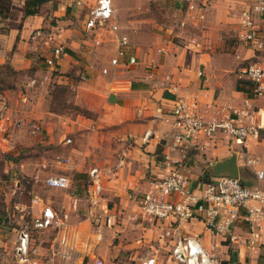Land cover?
I'll use <instances>...</instances> for the list:
<instances>
[{
  "label": "crops",
  "instance_id": "0c3cea01",
  "mask_svg": "<svg viewBox=\"0 0 264 264\" xmlns=\"http://www.w3.org/2000/svg\"><path fill=\"white\" fill-rule=\"evenodd\" d=\"M27 1L0 0V195L2 178L16 173L17 150L41 154L39 162L33 156L19 162L30 183L29 200L2 199L10 223H18L19 209L31 221L45 205L67 212L80 257L75 264H96L97 258L103 264H140L148 256L156 264H176L169 249L181 236L197 238L215 264H264V227L258 242L247 245V221L239 219L227 234L218 233L207 224L204 203L194 208L189 221H149L138 216L134 199L152 176L177 163L184 165L189 188L198 194L203 182L215 177L213 165L232 154L238 179L264 191V177L255 174L264 171V92L251 101L259 109L260 135L244 146L225 137L175 145L171 114L179 98L194 102L199 114L210 119L252 96L253 82L235 72L241 63L264 60V48L258 50L244 38L241 11L251 8L252 1L205 0L204 6V0H111V22L128 38L122 55L114 31L86 28L97 0H47L38 12L26 15ZM254 20L264 39L258 11ZM39 28L46 35L32 38ZM56 45H63L65 53L51 67L45 60ZM130 56L135 63L128 62ZM113 58L118 64L111 63ZM59 89L72 93L86 110L50 107L48 97ZM31 122L39 123L41 131L32 134ZM246 156L257 162L248 165ZM94 166L100 168L99 196L89 185ZM59 175L68 179L67 190L44 185L46 177ZM21 184L14 180L13 194L21 193ZM69 192L82 197L76 212L69 208ZM108 215H117L113 227L104 224ZM7 224L0 219V264L13 263L17 227L4 233Z\"/></svg>",
  "mask_w": 264,
  "mask_h": 264
},
{
  "label": "built area",
  "instance_id": "2783aa9c",
  "mask_svg": "<svg viewBox=\"0 0 264 264\" xmlns=\"http://www.w3.org/2000/svg\"><path fill=\"white\" fill-rule=\"evenodd\" d=\"M189 2L191 0H185ZM205 1V0H204ZM252 7L241 11L242 24L245 28L244 38L256 49L264 48V39L257 32L254 20V11H258L264 20V0H251ZM204 6L207 5L205 1ZM113 8L111 0H97V4L90 11L86 22V28L94 31L104 27L114 31L118 38L119 55L124 51L122 46L128 43L125 35L118 33V25L111 22ZM45 32L39 28L32 33V38L44 37ZM65 53L63 45H56L52 49L51 57L45 60L48 66L54 67L56 61ZM128 62H136L134 56H130ZM113 65L118 64V59H111ZM107 72L106 68L102 69ZM235 72L239 78L253 82L255 85L251 97L243 99L240 107H228L223 116L205 119L195 108L194 102L177 99L172 110L173 125L176 128L173 143L182 145L187 141H197L205 138L215 141L225 137L236 144L244 146L247 139L257 138L260 135L262 125L256 118L259 109L254 107L252 100L263 94L264 88L261 81L264 79V60L256 63H241ZM31 84L35 80L30 81ZM32 134L41 131V125L36 122L29 124ZM149 132L145 133L147 137ZM69 142V139L66 140ZM257 159L246 156V163L253 165ZM256 177L262 179L264 171H255ZM89 185L92 194L99 196L102 191L100 181V168L94 166L89 171ZM46 187L68 189L69 181L65 176H48L44 179ZM69 208L77 211L82 197L69 192ZM38 196L32 198L35 202ZM138 207V216L143 220L156 221L172 218L174 221H189L194 217V208L202 203L206 204L205 214L209 227L216 232L227 234L231 225L239 219L247 221L250 226V238L247 245H253L260 238V229L264 227V191L260 188H251L243 184L238 178L225 175L211 178L203 182L198 194L189 188V181L185 167L181 163L170 165L164 173L150 178L147 187L139 195H135ZM250 200L258 201L259 205L250 206ZM245 209V213L241 209ZM18 209V208H16ZM28 212L19 209L18 227L16 239L12 249V264H75L79 252L75 248V233L68 221V213L63 210L53 209L45 205L41 214L29 220ZM107 227L117 224V215H108L104 221ZM35 231L38 236H35ZM234 241V237H230ZM170 260L176 264H215L212 257L202 248L195 237L181 236L174 240L169 249ZM96 264H103L100 258L95 259ZM140 264H156L154 256L145 257Z\"/></svg>",
  "mask_w": 264,
  "mask_h": 264
},
{
  "label": "rangeland",
  "instance_id": "374dc122",
  "mask_svg": "<svg viewBox=\"0 0 264 264\" xmlns=\"http://www.w3.org/2000/svg\"><path fill=\"white\" fill-rule=\"evenodd\" d=\"M49 100V105L52 108H55V110H60V111H66L68 112L69 110H72L73 107H79V110L81 111H85L86 109L81 107L80 105L78 106V104L75 102V99L72 97V93H70L69 91H67L66 89H59L57 91V93H52L50 95V98L48 97ZM73 111V110H72ZM18 153L15 154L13 156V158L15 159V161L17 160V164L12 166V170H14L16 173L12 175V179H10L8 176L7 178L3 177L2 178V183H4V189L2 191V194L0 195V219H4L5 223L7 224V229L9 230H5L6 232L4 233H8L11 232L12 228H16L18 227L16 221H13L10 223V220L7 218L6 215V211H5V203L3 202V197H10L11 199L13 197L16 198V200H20V201H28L29 200V195L27 193V185H29V181L28 178L26 177V174L23 172V170H21V167L19 166V162H24L27 158H30L33 156V158H36V160H38V162L40 161V150H37L35 153L30 151V148H22L19 150H17ZM39 155V156H38ZM32 161V159H29ZM29 161V162H31ZM17 179L19 182H21V193H17L16 195L12 193V191L15 189V185H14V180ZM35 192H40L42 191L41 187H35ZM20 196V197H18ZM14 198V199H15ZM2 209V210H1Z\"/></svg>",
  "mask_w": 264,
  "mask_h": 264
},
{
  "label": "water",
  "instance_id": "95a60500",
  "mask_svg": "<svg viewBox=\"0 0 264 264\" xmlns=\"http://www.w3.org/2000/svg\"><path fill=\"white\" fill-rule=\"evenodd\" d=\"M213 166L214 173L212 174V176L217 177L225 175L232 178H238L235 154H232L224 161L215 163Z\"/></svg>",
  "mask_w": 264,
  "mask_h": 264
},
{
  "label": "trees",
  "instance_id": "16d2710c",
  "mask_svg": "<svg viewBox=\"0 0 264 264\" xmlns=\"http://www.w3.org/2000/svg\"><path fill=\"white\" fill-rule=\"evenodd\" d=\"M47 0H29L26 2V6H25V14H34L36 12L39 11V7L41 6V4H43L44 2H46ZM1 14V11H0Z\"/></svg>",
  "mask_w": 264,
  "mask_h": 264
}]
</instances>
